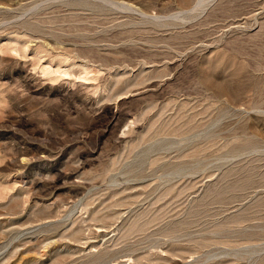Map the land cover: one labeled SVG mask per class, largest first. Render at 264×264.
Segmentation results:
<instances>
[{
	"label": "rangeland",
	"instance_id": "374dc122",
	"mask_svg": "<svg viewBox=\"0 0 264 264\" xmlns=\"http://www.w3.org/2000/svg\"><path fill=\"white\" fill-rule=\"evenodd\" d=\"M0 264H264V0H0Z\"/></svg>",
	"mask_w": 264,
	"mask_h": 264
}]
</instances>
